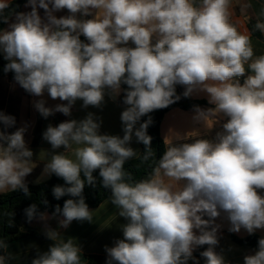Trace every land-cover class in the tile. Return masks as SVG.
<instances>
[{
    "label": "clouds",
    "instance_id": "clouds-1",
    "mask_svg": "<svg viewBox=\"0 0 264 264\" xmlns=\"http://www.w3.org/2000/svg\"><path fill=\"white\" fill-rule=\"evenodd\" d=\"M255 3L254 23L241 31L232 21L233 0H26V12L8 11L12 0H0V23L7 25L0 28L3 72L40 98L33 107L43 118L70 117L77 101L101 108L106 96L115 100L122 91L126 106L122 136L102 134L93 112L42 133L51 150L39 153L44 167L36 183L55 175L64 184L53 187V197L71 198L51 216L35 203L24 209L28 222H45L51 241L31 264H85L76 239L60 229L73 221L95 223L83 192L98 183L110 192L116 219L125 221L118 225L122 238L104 248L105 264H200L194 252L203 246L204 264H226L216 251L222 214L231 233L264 230V52L257 54L253 44V33L264 36V0ZM239 8L248 13L254 0ZM178 85L184 98L202 93L212 107L194 106L192 120L204 132L166 137L157 158L149 114L180 101ZM45 93L61 103L47 106ZM16 124L0 111V194L30 196L26 177L36 163L27 125ZM217 124L221 130L207 138ZM133 137L142 152L131 146ZM130 161L147 171L137 178L126 168ZM56 218L57 228L50 227L47 221ZM9 248L0 238V264L19 262ZM243 262L264 264V237Z\"/></svg>",
    "mask_w": 264,
    "mask_h": 264
},
{
    "label": "crops",
    "instance_id": "crops-1",
    "mask_svg": "<svg viewBox=\"0 0 264 264\" xmlns=\"http://www.w3.org/2000/svg\"><path fill=\"white\" fill-rule=\"evenodd\" d=\"M13 1L15 0H12V2ZM243 2L244 0H233L232 8V21L239 27L241 31L249 29V15L252 11L258 10L259 8V4L255 3L254 0V9L249 10L248 13L242 12L239 8V5ZM25 4H23L20 12L30 11V8H26ZM39 11L40 15L43 17V9H40ZM55 14L57 17H59L66 15L67 11L63 10ZM12 19L14 20V15L12 16ZM6 27L7 25L5 24L3 28ZM253 44L257 54L264 52V36H262V39L255 38L253 36ZM241 82L243 81L241 80ZM182 89L184 91L183 87ZM123 95L124 93L122 91L120 96H118L115 100L106 96L105 103L101 108L89 107L85 109L81 107L82 101H77L72 109V115L70 117H66L61 113H56L47 119L43 118L40 123L41 139L39 143L35 144V140L38 137L37 127L41 115L34 109L33 101L40 98L25 94L24 89L16 84L15 81H12L7 77H0V111L15 116L17 121L16 127L25 125L28 127V130L25 134V140L28 144V147L34 153L33 161L36 163V167L34 168L33 172L26 177V183L40 184L48 181L52 177H45L40 180L39 183H36L37 179L41 177L44 167V162L39 159V153L41 150H51V146L42 138V133L46 130V127L49 124L56 126L60 122L67 119H83L88 112H93L101 121L100 131L102 134L107 133L111 135L122 136L123 131L120 115L126 107L122 102ZM43 98L47 101V106L50 107L55 106L57 103H61V101L58 99L52 100L50 97H48L47 93H45ZM190 98L193 100L207 102L206 95L202 93L199 95H193ZM200 107L206 109L212 107V105H209L207 102V105ZM193 115V109L186 111L181 109H173L166 113L163 117L160 129V135L163 141H165L166 137L170 138L171 136L175 135V133L183 135L197 129L201 132H204L202 125L195 124L193 122ZM138 126L139 124L137 127ZM14 130L15 129L13 128L9 129L8 131L11 132ZM219 130H221L220 126L217 124L211 131L207 133V138H214L216 131ZM131 146L134 149L141 151L140 143L136 142L135 137H133ZM58 151H62V149ZM92 210H96L94 213L95 223H89L87 221H73V223L67 229H60V232L65 238L72 237L76 239L77 243L81 247L83 257L86 261L90 255L106 256L104 251L105 246L107 245L111 247L113 246V243L116 239L122 238V232L120 231L118 225L125 222L123 218L116 219L115 209L111 204L107 203V199ZM48 215L51 216L50 214ZM58 219L59 218L49 219L47 224L52 228H57ZM216 223L222 225L218 232L219 245L217 246L216 251L224 256L226 264H244L243 257L247 254H251L256 249L239 245L230 238L228 234V228L230 227V224L226 218H224L223 214L219 219H217ZM44 224L45 222L36 219L29 224L31 228L36 230L35 234L8 243L10 246L9 250L20 257L19 262L13 261L12 264H31V260L35 257L37 249L40 251L47 250L51 241H49L44 235ZM234 234L239 238H245L249 236V234L243 229L240 233ZM254 234L264 237V230H257ZM189 264H192V262L189 261Z\"/></svg>",
    "mask_w": 264,
    "mask_h": 264
},
{
    "label": "trees",
    "instance_id": "trees-1",
    "mask_svg": "<svg viewBox=\"0 0 264 264\" xmlns=\"http://www.w3.org/2000/svg\"><path fill=\"white\" fill-rule=\"evenodd\" d=\"M26 3V0H15L12 2L11 7L8 11H12L15 9L16 12H20L23 4ZM252 23L254 21L249 22V29H251ZM5 24L0 23V28H3ZM253 36L258 39H262L260 33L256 32L253 33ZM83 39V37H82ZM6 61L3 60V57L0 56V77H7L10 80L14 81L13 73L9 72L5 74L3 72V67ZM123 88L126 86H122ZM177 94L182 96L183 89L181 86H177ZM25 92V90H24ZM25 94H28L25 92ZM203 106L207 105L205 101H198L193 100L191 98H182L180 101L172 104L168 108L156 110L150 113L149 115L153 118V124L148 128V134L153 138L152 139V147L156 150L157 158L164 152V141L160 135L161 123L163 117L166 113L173 109H181V110H192L194 106ZM43 117H40L39 124L37 127V134L38 137L35 140V144L39 143L41 139V130H40V123ZM147 119V116L141 118V122ZM141 152L143 151L144 146L140 144ZM136 161H130L126 168H129L134 174L139 178L142 176L146 171V166L141 170H137L134 165ZM98 177V172L94 173ZM63 185L64 181L61 178L52 175V177L43 183L40 184H28L29 192L31 193L30 196H26L22 191H12L8 193H4L0 195V238L6 239L7 243L13 242L15 240H19L21 238L28 237L36 233V230L29 226L30 223L35 221L34 219L32 222H28L25 216L24 209L29 207L31 204H37L38 209L41 212H47L48 214H52L54 212L55 206L59 204L61 207L63 206L64 200L71 198V197H62L60 200H56L52 195V189L55 185ZM85 197L86 203L88 204L90 209H94L98 207L103 201H105L110 192L107 189H103L97 184V187L93 188L90 186H86L83 192ZM43 199L48 200V205L45 206L41 203ZM14 213V216L9 217L8 213ZM11 225V226H10ZM230 238L237 244L242 246H248L252 248H257L258 240L262 236L257 234L249 235L245 238H239L234 233L228 232ZM207 246H203L197 249L194 255L199 259L200 264H204L203 258L200 257L199 253L205 250ZM106 256L101 255H90L87 258L85 264H105Z\"/></svg>",
    "mask_w": 264,
    "mask_h": 264
},
{
    "label": "rangeland",
    "instance_id": "rangeland-1",
    "mask_svg": "<svg viewBox=\"0 0 264 264\" xmlns=\"http://www.w3.org/2000/svg\"><path fill=\"white\" fill-rule=\"evenodd\" d=\"M217 132V131H216Z\"/></svg>",
    "mask_w": 264,
    "mask_h": 264
}]
</instances>
